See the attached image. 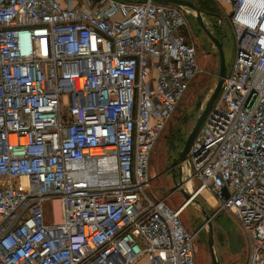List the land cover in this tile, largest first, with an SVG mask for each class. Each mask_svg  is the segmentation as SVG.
Returning a JSON list of instances; mask_svg holds the SVG:
<instances>
[{"label": "built area", "instance_id": "built-area-1", "mask_svg": "<svg viewBox=\"0 0 264 264\" xmlns=\"http://www.w3.org/2000/svg\"><path fill=\"white\" fill-rule=\"evenodd\" d=\"M222 2L234 56L183 187L264 264V0ZM187 27L151 1L0 0V264H195L185 203L147 192L154 145L204 72Z\"/></svg>", "mask_w": 264, "mask_h": 264}, {"label": "rangeland", "instance_id": "rangeland-1", "mask_svg": "<svg viewBox=\"0 0 264 264\" xmlns=\"http://www.w3.org/2000/svg\"><path fill=\"white\" fill-rule=\"evenodd\" d=\"M74 2L77 4L79 0H74ZM196 2H200L199 7L201 6V8L210 12L218 9L216 4L210 0H198ZM184 12L187 13L189 18L188 30L197 31L199 34L197 37L194 36L193 32L191 40L196 51L197 63L204 72L196 76L188 91L184 94L175 113L155 143L150 156L151 183L147 192L158 199L170 195L166 199V204L169 207L178 206L181 202H184V197L180 191L173 190L174 185L169 172L172 158L182 148L186 136L195 124L196 118L200 115L213 93L218 75L217 49L203 34L204 32L201 34L199 23L194 20L192 14L187 11ZM215 15L217 16H214L215 18L205 17L203 24L208 26V28L206 27L207 30H212L215 37L220 40L224 61L228 68L234 56V37L223 12ZM184 163H182V166H184L183 179L185 180L188 176V166ZM194 186L195 183L192 182L185 189L189 193L188 190H192ZM194 200L196 202H190L188 207L181 213L180 218L189 233H195L200 229L195 239V264H212L207 246L208 229L201 210L204 209L211 216L215 213L216 203L214 199L213 203L209 202L202 195H198ZM211 223L213 250L218 264H243L245 261L243 253L247 249L246 240L243 238V233L233 216L221 212L216 214Z\"/></svg>", "mask_w": 264, "mask_h": 264}, {"label": "water", "instance_id": "water-1", "mask_svg": "<svg viewBox=\"0 0 264 264\" xmlns=\"http://www.w3.org/2000/svg\"><path fill=\"white\" fill-rule=\"evenodd\" d=\"M130 1H133L136 3H145L147 1H151L153 3L169 4V5H173L175 7H178V8L191 10L193 12L197 22L199 23L201 28L205 31V33L207 34V36L209 37V39L212 41L213 45L217 49L219 62H218L217 82H216L214 91L211 94V96L209 97L204 109L201 111L200 115L196 118L195 124H194L192 130L190 131V133L185 138V141L183 143L182 148L176 152V156L172 159V162L170 165L171 172H172V180H173V184H174L173 190L174 191H180V193L184 197L185 202H192V201L196 202L194 199H192L191 195L183 187L184 179L182 176V171H183L182 163L186 161L189 148H190L194 138L196 137V135L200 129V126L204 121V118L206 117V115L209 112V110L211 109L217 95L219 94L221 86L223 84V80L226 76L227 66H226L225 61H224V54L222 51V46H221L220 40L217 39L215 36H213L207 30L206 26L203 24V21L200 17L201 11L191 1H188V0H130ZM176 166H179L177 176L175 175ZM222 193H223L224 197L227 196L225 189L222 190ZM201 212H202V215L206 221V226L208 229V231H207V246H208L210 257H211V262H212V264H218V261L216 260V256H215V253L213 250V229H212V223H211L213 216L208 215V213L204 209H202Z\"/></svg>", "mask_w": 264, "mask_h": 264}, {"label": "crops", "instance_id": "crops-1", "mask_svg": "<svg viewBox=\"0 0 264 264\" xmlns=\"http://www.w3.org/2000/svg\"><path fill=\"white\" fill-rule=\"evenodd\" d=\"M119 1H130V0H119ZM188 1H191L201 12H200V17H201V19H202V17H203V20L202 21H204V18L205 17H210V18H215L214 16H216L215 14L217 13V14H219V12H223V14H224V12H226L227 11V7H226V5H224L223 4V2H222V0H210V1H212L213 3H215L216 4V7L218 8L217 10H215V11H209V10H207V9H203V8H201V6L199 7V3L198 2H196V1H198V0H188ZM167 5H169V4H167ZM173 6V5H172ZM176 8H178V7H176ZM184 14H185V16L187 17V22H188V27L186 28V29H184L183 31H182V35H184L185 36V38H186V41L189 43V44H191V45H193L192 44V35H193V32H194V36H199V34L197 33V31L195 32L194 30H193V32L192 31H190V29L188 30V28H189V18H188V15H187V13H185L184 11H187V12H189V13H191L192 14V16H193V18H194V20L195 21H197L196 20V18H195V16H194V14H193V12L191 11V10H188V9H182V8H179ZM217 17V16H216ZM198 23V22H197ZM199 25V24H198ZM199 27H200V29H201V34L203 33L208 39H209V37L207 36V34L205 33V31L201 28V26L199 25ZM207 28H208V26H206ZM209 31V30H208ZM212 35H214L213 33H212V30L211 31H209ZM215 36V35H214ZM200 38V37H199ZM210 40V39H209ZM211 41V40H210ZM211 43H212V41H211ZM212 45H213V43H212ZM194 46V45H193ZM213 47H215L214 45H213ZM216 48V47H215ZM217 55H218V53H217ZM218 62H219V59H218ZM180 104V103H179ZM178 104V105H179ZM187 137V136H186ZM185 141V140H184ZM173 159V158H172ZM172 162V161H171ZM171 165V164H170ZM178 168H179V166H176V168H175V175L177 176V173H178ZM184 169V168H183ZM150 171V170H149ZM170 176H171V179H172V172H171V167H170ZM182 176H183V171H182ZM172 183H173V180H172ZM190 184V183H189ZM188 184V185H189ZM174 185V184H173ZM174 187V186H173ZM192 189H194V187L192 188ZM209 195V194H208ZM210 197H211V195H210ZM212 198V197H211ZM184 202H185V200H184ZM184 202H181L178 206H174V207H171L172 209H177L182 203H184ZM209 204H211V203H209ZM211 216H213V218L216 216V214L215 213H213V215H211ZM243 238H245V237H243ZM246 246H247V242H246ZM241 252V251H240ZM239 252V253H240ZM247 252H248V246H247V249H246V252H244L243 254H244V262H243V264H246V260H247ZM234 253V252H233ZM196 258V257H195ZM212 263V262H211Z\"/></svg>", "mask_w": 264, "mask_h": 264}, {"label": "bare ground", "instance_id": "bare-ground-1", "mask_svg": "<svg viewBox=\"0 0 264 264\" xmlns=\"http://www.w3.org/2000/svg\"><path fill=\"white\" fill-rule=\"evenodd\" d=\"M98 153H99V150H94V154H98ZM201 194H202V196L206 197L209 202L213 203V199L210 197V195H208V193H206L205 191H202ZM184 203H183L184 208H183L182 212L188 207L190 202H184Z\"/></svg>", "mask_w": 264, "mask_h": 264}, {"label": "clouds", "instance_id": "clouds-1", "mask_svg": "<svg viewBox=\"0 0 264 264\" xmlns=\"http://www.w3.org/2000/svg\"><path fill=\"white\" fill-rule=\"evenodd\" d=\"M22 44H23V43H22ZM22 44H20V46H22ZM25 44H26V45H30V41L27 40Z\"/></svg>", "mask_w": 264, "mask_h": 264}]
</instances>
